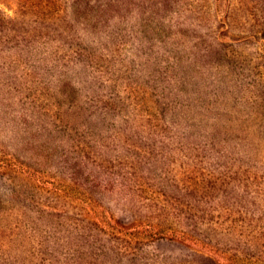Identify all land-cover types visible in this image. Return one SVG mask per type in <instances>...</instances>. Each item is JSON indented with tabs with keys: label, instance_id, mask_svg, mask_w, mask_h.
Masks as SVG:
<instances>
[{
	"label": "rangeland",
	"instance_id": "374dc122",
	"mask_svg": "<svg viewBox=\"0 0 264 264\" xmlns=\"http://www.w3.org/2000/svg\"><path fill=\"white\" fill-rule=\"evenodd\" d=\"M0 264H264V0H0Z\"/></svg>",
	"mask_w": 264,
	"mask_h": 264
}]
</instances>
